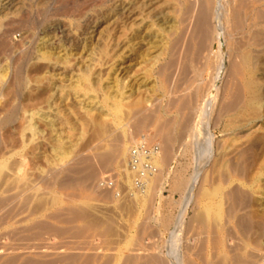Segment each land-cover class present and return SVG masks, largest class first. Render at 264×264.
<instances>
[{
  "label": "rangeland",
  "instance_id": "374dc122",
  "mask_svg": "<svg viewBox=\"0 0 264 264\" xmlns=\"http://www.w3.org/2000/svg\"><path fill=\"white\" fill-rule=\"evenodd\" d=\"M142 2L0 0V159L22 179L0 188V264H264V94L244 114L239 56L264 83V0H185L177 31ZM144 138L161 162L136 203L120 151Z\"/></svg>",
  "mask_w": 264,
  "mask_h": 264
},
{
  "label": "bare ground",
  "instance_id": "6f19581e",
  "mask_svg": "<svg viewBox=\"0 0 264 264\" xmlns=\"http://www.w3.org/2000/svg\"><path fill=\"white\" fill-rule=\"evenodd\" d=\"M160 0H143V2L138 6L140 8V14H147V13H151L153 10H155L154 12H156L157 14H162L163 17H162V20H161V23L162 24H166L168 21H172L173 18L170 17L169 15V11H170V8H173V9H176L177 7L180 8V10H184V2L185 0H174L176 1L175 5H169V6H165L164 7H160V6H157L158 9H151L153 7V4L155 2H159ZM173 1V0H172ZM171 2V1H170ZM169 2V3H170ZM212 2V1H211ZM203 4V3H202ZM210 4V3H209ZM258 4V3H257ZM191 5V4H190ZM207 5V4H206ZM186 6V5H185ZM176 7V8H175ZM211 8V7H210ZM209 8V9H210ZM125 9V7H124ZM150 9V11H149ZM188 9V8H187ZM123 10V9H122ZM146 11H148L146 13ZM187 11V10H186ZM248 11V10H247ZM246 12V11H245ZM252 12V11H251ZM122 15H125L126 12L123 10V12L121 13ZM188 15V14H187ZM247 15H249V13H247ZM253 14L250 13V15L248 16V26L251 25L252 23L254 24V19L255 17L251 16ZM128 16H131L133 18V16H135V13L132 14V12L129 13V15H126ZM189 17V16H188ZM263 17V16H262ZM137 18V16L135 17ZM246 19V20H247ZM199 22V21H198ZM245 23V22H244ZM201 24V23H200ZM203 24V23H202ZM201 24V25H202ZM247 26V27H248ZM243 28V27H242ZM170 31H177L178 30V25L176 23V17H174V20L170 26ZM204 29V28H203ZM5 31V30H4ZM16 32V31H15ZM207 32V31H206ZM7 34V33H6ZM261 34L262 36L264 35V28L259 30L258 32V35ZM137 36H135L136 38ZM261 37V36H260ZM261 39V38H260ZM256 40V39H255ZM2 41V40H1ZM260 41V40H258ZM259 42H257L258 44ZM251 44V42H250ZM257 44L255 46H257ZM241 46V45H240ZM247 46V45H246ZM262 47V46H261ZM237 48V47H236ZM255 48V47H254ZM246 49V48H245ZM261 49V48H260ZM242 50V49H241ZM244 50V49H243ZM242 50V51H243ZM251 50V48H250ZM250 50L249 52H246L244 53L243 55H239L240 57L242 56V61H241V64L243 65V86H244V91H245V100L243 99L244 101V104H243V107H242V111L244 112V114H257L258 113V110H259V105H260V101L263 97V94H264V83H263V78L261 76H259V73L255 67V64L253 63V57L252 55L250 54ZM247 51V50H246ZM257 51V50H256ZM254 53V51H252ZM260 53V52H259ZM257 54V53H256ZM55 54L53 52H51L50 50H42V49H39V57L37 59L41 60V61H48V62H52V61H55V62H58V56H56L57 58H55ZM254 56V55H253ZM255 57V56H254ZM256 58V57H255ZM254 58V60H256ZM241 59V58H240ZM258 59V58H257ZM239 61V60H238ZM38 63V62H37ZM54 63V62H53ZM259 63V62H258ZM241 65V66H242ZM241 67H239L240 69ZM259 68V66H258ZM240 72V71H239ZM259 72H261L259 70ZM242 75V74H241ZM85 78V76L83 77ZM28 116V115H27ZM17 117V116H16ZM15 117V118H16ZM14 120V119H13ZM5 121V120H4ZM12 121V118H8L7 121H5L4 123H9ZM52 121V120H50ZM49 121V122H50ZM1 124L0 125V128L5 125V124ZM52 123H54V121H52ZM51 123V124H52ZM122 126V125H121ZM24 128L22 129L21 133H20V136L24 138L25 136V133H26V130H30L31 131V134L34 135L35 134V130L34 128L37 127L36 124H35V121H34V118L33 116H30L28 118V123L26 126H23ZM123 128V133L125 136L124 139H127L128 137V132L126 130V127H122ZM3 129V128H2ZM15 129V128H14ZM17 129V128H16ZM37 131V130H36ZM102 131L105 133V129L102 128ZM41 134V133H40ZM3 135V134H2ZM17 137V136H16ZM2 138V137H1ZM0 138V139H1ZM7 139V138H5ZM131 140V139H130ZM2 143V141L0 140V144ZM5 145V144H4ZM131 145V144H130ZM7 146V145H6ZM1 147H3L1 145ZM6 148V147H5ZM227 148V147H226ZM225 148V150H226ZM122 149V150H121ZM121 153L123 155V157L127 158L126 161H125V171H126V178H127V182L128 184L130 185L131 189H132V198L133 200H135L136 203H142L146 200L149 192H150V188H151V185H152V182H153V179H154V176H155V173L153 175L150 176V178L147 180V183H146V186L143 188V189H139V188H136L133 184V179H132V174L129 172V169H128V165H129V157H128V154L130 153V150H131V146H129L126 141H125V144L123 147H121ZM2 150V149H1ZM5 152V151H4ZM3 152V154H4ZM61 153V152H60ZM120 153V154H121ZM13 154V153H12ZM12 154L10 156H12ZM66 155V153H64ZM8 155V156H9ZM61 155V154H60ZM68 155V154H67ZM7 156V155H6ZM4 157L2 160L0 159V188L3 187V186H6V185H18L22 179L20 178V176L18 175L19 171H21V167L18 163H13L10 161L11 157ZM62 156V155H61ZM64 156V155H63ZM3 157V156H2ZM66 157H69V156H66ZM66 157H62V158H65ZM61 158V157H60ZM60 161V160H59ZM62 161H65L66 160H62ZM153 165L155 166L156 168V172L158 170V168L160 167V162H161V159L159 157V152L154 155L153 157ZM60 163V162H59ZM53 164V163H52ZM23 165V164H22ZM58 165V164H57ZM26 175V174H25ZM198 179H199V173L197 172L193 177L192 179L190 180L189 184H188V187H187V190H186V194H185V197H184V201H183V206H182V212H185L190 204V200L192 198V195H193V191L195 189V186L196 184L198 183ZM233 181V180H232ZM57 184V183H56ZM22 185V184H21ZM54 185V184H53ZM45 186V185H44ZM8 188V187H7ZM9 189V188H8ZM11 189V188H10ZM32 190V189H31ZM58 190V189H57ZM3 191V190H2ZM8 191V190H7ZM6 191V192H7ZM35 192V191H34ZM37 194V193H36ZM41 194V193H40ZM44 194V193H43ZM1 195V193H0ZM209 195H210V191L208 189H204V191L202 192L201 194V199L202 200H206L207 198H209ZM35 197V196H34ZM5 198V197H4ZM38 198V197H37ZM41 198V197H39ZM57 198V196H56ZM45 199V198H44ZM54 199H55V196H54ZM3 200V199H2ZM53 201V199H51ZM59 200V199H58ZM56 200V201H58ZM60 201V200H59ZM58 201V203H59ZM55 202V201H54ZM38 203V202H37ZM53 204V203H52ZM3 205V204H2ZM41 205V204H40ZM55 205V204H54ZM51 206V205H50ZM201 206V205H200ZM204 206V205H203ZM44 207V206H43ZM202 207V206H201ZM2 208V207H1ZM44 209V208H43ZM48 210V209H47ZM2 211V210H1ZM46 211V210H44ZM202 211V210H201ZM47 212V211H46ZM221 207L220 205L218 204L217 206H213L212 204L208 203L206 204L205 203V206H204V210L202 211V213H199L198 215V218L201 219L202 221L204 219H210L211 220V217H213V219L215 218L216 221L220 222L221 221ZM201 221V222H202ZM209 221V220H207ZM178 222V221H177ZM204 222V221H203ZM179 223V222H178ZM177 223V224H178ZM176 224V225H177ZM181 229V228H180Z\"/></svg>",
  "mask_w": 264,
  "mask_h": 264
},
{
  "label": "built area",
  "instance_id": "2783aa9c",
  "mask_svg": "<svg viewBox=\"0 0 264 264\" xmlns=\"http://www.w3.org/2000/svg\"><path fill=\"white\" fill-rule=\"evenodd\" d=\"M158 152L159 146L149 144L145 138L131 146L128 169L133 175V184L136 188L143 189L150 176L156 174V168L152 160Z\"/></svg>",
  "mask_w": 264,
  "mask_h": 264
}]
</instances>
